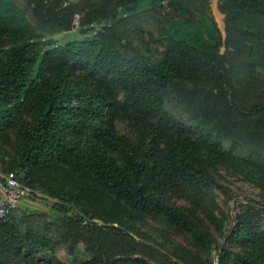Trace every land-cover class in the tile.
I'll use <instances>...</instances> for the list:
<instances>
[{
	"label": "trees",
	"instance_id": "16d2710c",
	"mask_svg": "<svg viewBox=\"0 0 264 264\" xmlns=\"http://www.w3.org/2000/svg\"><path fill=\"white\" fill-rule=\"evenodd\" d=\"M163 1L0 0V169L54 199L10 209L0 264H68L59 251L80 244L92 257L77 264H264V199L235 197L208 172L232 158L258 166L264 196V76L251 75L264 62V0H219L224 32L211 0ZM76 14L86 35L57 43ZM210 183L240 207L228 231L214 219L222 242L168 198ZM143 216L208 260L128 240Z\"/></svg>",
	"mask_w": 264,
	"mask_h": 264
},
{
	"label": "rangeland",
	"instance_id": "374dc122",
	"mask_svg": "<svg viewBox=\"0 0 264 264\" xmlns=\"http://www.w3.org/2000/svg\"><path fill=\"white\" fill-rule=\"evenodd\" d=\"M213 2L215 3V16L221 26V29L224 32V19L226 15L218 8L219 0H214ZM162 5L163 7L167 8L169 6V1L164 0L162 2ZM123 12L124 7H121L119 9V14H124ZM126 18H130L129 15ZM144 28L146 37H148L151 32L149 31L147 26ZM151 30L152 32H154L153 34H156L157 28L155 27V24ZM84 31L85 30H83L81 27L74 28L71 31L59 32L56 35H53V37L51 38L57 40V43L59 44H66L75 39H83L86 35ZM154 42V45L156 47H162V45L157 41ZM251 75H255L258 77L264 76V62H260L259 64H257L252 69ZM182 107H184L183 103L181 104V107L178 110L183 112V109H181ZM188 110L190 111L191 109L188 108ZM198 116L200 115H197V117ZM215 121L216 118L212 119L211 121H209V125H213ZM237 126L239 127V129L245 128L244 131L247 130L248 132H250L247 123L245 125L237 123ZM117 127L120 132H123L129 137H131V139L136 145L140 143V130L132 123V121L124 119L120 120L117 124ZM193 137L196 138L195 140H198L197 138L199 137V134L194 133ZM0 146H2L1 141ZM162 146L165 147V141H163ZM203 153L205 154L206 152ZM258 168V166H255L248 162L239 160L237 158H232L230 162L224 164L222 163L215 166H208V172L210 176L215 178L219 183L229 187L232 193H234L235 197H247L254 201L262 202L264 196L262 194L261 185L259 183L261 177L259 176L260 172ZM64 184L58 183L59 186H65ZM67 187L69 186L67 185ZM168 198L172 202L176 203L179 207H181V209L188 213L202 227L210 231L219 242L223 241V235L220 231L217 230L214 219L222 221L224 223V230L228 231L233 221L235 220L234 212L240 211V207H236L232 199L226 198V196L221 192V190L211 183L204 186L197 195L170 193V195H168ZM113 199L114 198L112 197L110 200ZM19 205H21V207L23 208L26 207L29 210L48 209L45 208V206L38 203H34L32 201H21ZM112 206H114L113 202H111V212H114L112 210ZM111 224L117 227H121L118 223ZM130 233L133 237H128V240H131V242H141L144 244H150L154 247L159 248L165 255L167 254L172 258H175L177 254L185 256L186 254L184 253L188 252L194 256L199 257L200 259L208 260L207 253L196 248L192 239L187 234L178 233L177 231L172 230L160 219L151 218L149 216H143L142 219H139L131 227ZM99 234L100 233H98L97 236H99ZM94 236L96 237V234H94ZM105 237L109 240L118 239L116 236H112L111 234H106ZM181 249H184V251L186 252H181ZM59 253L61 259H63L68 264H77L81 260L92 257V252L84 244H80L73 254L69 255L65 251V249H61ZM215 254L216 250L214 248L212 249V256L215 257ZM41 264L46 263L45 261H41Z\"/></svg>",
	"mask_w": 264,
	"mask_h": 264
},
{
	"label": "built area",
	"instance_id": "2783aa9c",
	"mask_svg": "<svg viewBox=\"0 0 264 264\" xmlns=\"http://www.w3.org/2000/svg\"><path fill=\"white\" fill-rule=\"evenodd\" d=\"M106 24H110V21L93 22L89 27L90 30L98 32L104 30ZM79 25L80 15L76 14L74 26L78 28ZM0 191V222L6 220L10 209L18 207L21 201L41 202L44 204L54 201L52 197L23 182L15 172H4L1 169ZM84 223H87V218L84 219Z\"/></svg>",
	"mask_w": 264,
	"mask_h": 264
},
{
	"label": "water",
	"instance_id": "95a60500",
	"mask_svg": "<svg viewBox=\"0 0 264 264\" xmlns=\"http://www.w3.org/2000/svg\"><path fill=\"white\" fill-rule=\"evenodd\" d=\"M120 258H122V256H116V257L113 258L112 260L107 261L105 264H111V263H114L115 261L119 260Z\"/></svg>",
	"mask_w": 264,
	"mask_h": 264
},
{
	"label": "crops",
	"instance_id": "0c3cea01",
	"mask_svg": "<svg viewBox=\"0 0 264 264\" xmlns=\"http://www.w3.org/2000/svg\"><path fill=\"white\" fill-rule=\"evenodd\" d=\"M214 0H211V2H212V5H213V8H214V6H215V3L213 2ZM215 13V12H214Z\"/></svg>",
	"mask_w": 264,
	"mask_h": 264
}]
</instances>
